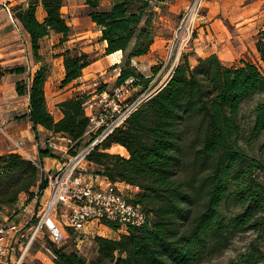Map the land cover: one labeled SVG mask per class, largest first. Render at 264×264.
<instances>
[{
	"label": "trees",
	"instance_id": "trees-1",
	"mask_svg": "<svg viewBox=\"0 0 264 264\" xmlns=\"http://www.w3.org/2000/svg\"><path fill=\"white\" fill-rule=\"evenodd\" d=\"M154 1L161 0H83L84 12L100 31L98 40L105 42L103 54L122 53L113 87L131 79L135 92L130 99L146 94L87 159L109 180L137 188L128 200L141 207L144 220L117 237L94 235L90 259L48 242L53 261L200 264L222 255L236 235L250 232L253 236L220 264H264V26L254 40L263 66L247 58L225 62L216 53L195 55L192 63L184 54L153 90L158 67L145 75L132 59L147 53L155 37L150 15ZM62 6L63 0H23L9 7L29 36L38 66L31 72L24 65H0V78L26 72L15 90L27 95L24 115L32 129L40 125L65 134L74 152L83 145L89 124L84 109L88 95L76 92L57 102L61 117L54 119L44 91L50 64L40 53L43 37L58 33L62 44L70 34ZM54 55L63 58L61 86L79 78L92 61L75 47ZM96 90H108L106 83ZM113 144L122 145L127 155L107 151ZM36 186L42 189L45 180L33 161L17 152L0 154V210L15 204L21 193L27 203ZM103 223L117 229L112 222Z\"/></svg>",
	"mask_w": 264,
	"mask_h": 264
},
{
	"label": "built area",
	"instance_id": "built-area-1",
	"mask_svg": "<svg viewBox=\"0 0 264 264\" xmlns=\"http://www.w3.org/2000/svg\"><path fill=\"white\" fill-rule=\"evenodd\" d=\"M200 5V0H191L185 4L181 20L172 38L167 41L165 56L154 58L159 71L165 69L168 75L177 63V52L191 38L193 19ZM130 81L127 79L112 90L96 91L94 101L85 102L84 107L91 109L87 114L89 124L86 134L90 136L87 144L70 152L72 142L68 137L62 138L65 143L54 140L47 142L48 148L56 150L61 157L54 167L42 168L24 151L19 140H12L13 148L39 167L45 186L40 190L36 186L32 199L37 201V206L33 211H22L17 200L0 219V264H21L30 246L45 234L51 244L59 246L69 237L67 230L81 243L87 236L86 227L90 222H112L116 224L118 232H125L127 226L143 222V210L128 200L130 196L123 192L119 182L109 180L98 170H90L88 164L91 161L87 159L90 150L115 127L120 126L146 96L130 99ZM2 131L3 124L0 122ZM43 249L51 259L55 257L49 244ZM17 250V257L11 261L10 256Z\"/></svg>",
	"mask_w": 264,
	"mask_h": 264
},
{
	"label": "crops",
	"instance_id": "crops-1",
	"mask_svg": "<svg viewBox=\"0 0 264 264\" xmlns=\"http://www.w3.org/2000/svg\"><path fill=\"white\" fill-rule=\"evenodd\" d=\"M23 0H0V65L3 67H10L14 65H24L27 68H30L33 72L38 63H35L32 52L31 45L29 41V36L27 32L23 29L21 23L15 19L9 7L14 3L21 2ZM8 2V3H7ZM64 5V0H63ZM84 12V3L82 0V7ZM63 6L61 7L62 12ZM38 13L42 16L41 8L38 9ZM63 13V12H62ZM85 13V12H84ZM85 16L88 18L91 26V30H80L79 32L72 34L70 32L66 41L62 44L58 43L60 34L51 32L49 35L43 37L40 40V53L50 64L49 74L44 84L46 104L53 115L54 119H59L61 117V111L57 107V102L71 96L72 94L79 92L85 93L88 95L86 102H89L94 99L95 92L97 91V86L86 92V88L90 86L92 78L103 68L114 70V79L116 78L119 67H115L116 64L120 62L122 53L121 51H115L110 54H103V49L105 42L99 41L97 38V43L100 46V56L94 57L91 54L93 50V44L89 43V40H83L78 43V46L71 44L74 40L79 39L81 35L87 34L88 32L94 33L96 36L100 35L99 29L96 25L90 20V18L85 13ZM257 23H262L264 25V0L256 1V15L254 17ZM76 36V37H74ZM77 48L83 52L89 53L92 57V61L82 69V74L79 78L72 81L71 83L61 86L60 81L63 78V58L61 55H54L55 53L61 52L66 48ZM164 48V41L162 37L155 36L153 42L151 43L147 53L143 55L136 56L132 59L133 64L138 68V70L145 75L144 70H141L138 66L140 63L148 61V68L152 67L150 58L154 57L157 53H162ZM210 53H216L218 57L223 60L219 53L212 51ZM207 53V54H210ZM255 59L259 64L263 66L262 61L259 59L258 53L254 46ZM205 54V55H207ZM115 55L118 56V59L113 60L112 57ZM159 56V55H158ZM204 56V55H199ZM156 57V56H155ZM248 59V58H247ZM238 60V59H237ZM251 60V59H250ZM253 61V60H252ZM27 73H6L0 78V122L3 124V131L0 132V154L7 152H17L21 154L24 158L26 156L22 154L19 150L13 148L12 140H19L22 143L24 151L30 155L31 158L36 160L42 168L48 169L54 167L56 163L61 159L60 155L56 150L48 148L47 142L54 140L58 143H65L63 140L67 139V136L62 133H52L51 131L45 129L44 127L38 125L35 130L32 129L31 122L28 117L24 115L28 110V98L27 95H18L15 90V82L21 78H26ZM113 79V81H114ZM86 115L91 111L90 107H84ZM24 115V116H23ZM86 135V133H85ZM84 135V137H85ZM83 137V138H84ZM114 145V144H113ZM48 148V154H41L40 149ZM57 153V154H56ZM90 165H96L93 162ZM97 166V165H96ZM98 169V168H97ZM121 188L129 189V193H134L136 190L131 187V185L124 182H119ZM36 187H34V190ZM26 194L21 193L18 197V203L21 207V210L27 211L30 203L33 201L30 200L27 203ZM10 208V207H9ZM8 207H4L0 210V219L5 216L8 212ZM97 223L90 222L87 224L86 231H90ZM102 229H108L113 235H107L108 237H117L119 232L110 228L108 225L99 223ZM100 228V229H101ZM100 235V234H99ZM93 234L90 235V242L93 243ZM106 236V235H105ZM36 242H39L36 241ZM43 244V248H44ZM17 247H19L17 245ZM18 255V250L14 255H11V261H13ZM30 259L31 257H36L40 264H55L53 259H51L47 254H39L36 252L32 256H29V252L26 253L24 259ZM10 264V262L8 263ZM12 264V263H11Z\"/></svg>",
	"mask_w": 264,
	"mask_h": 264
},
{
	"label": "rangeland",
	"instance_id": "rangeland-1",
	"mask_svg": "<svg viewBox=\"0 0 264 264\" xmlns=\"http://www.w3.org/2000/svg\"><path fill=\"white\" fill-rule=\"evenodd\" d=\"M189 1L191 0H161L151 3L150 15L152 17V26L155 36L162 37L164 41L162 53H157L155 56H165L167 41L172 38L175 27L181 20L183 8ZM256 1L257 0H200V9L193 19L191 38L187 44L177 52L176 61L178 62L184 54H187L190 61L193 63L195 61V55H205L212 51L219 53L220 57L225 62H233L239 58H248L256 61V53H254L255 35L257 30L264 26L262 23H257L256 19H254L256 15ZM81 7L82 0H64L62 12L72 34L80 30H91L90 22ZM92 32L79 36L80 38L74 40L71 44L78 46V43L81 41L89 40V43L93 44L91 54L94 57H99L100 46L99 43H97L98 36ZM155 56L150 58V62L152 66H157L159 68L158 65L154 64ZM112 58L115 60L118 59V56L115 55ZM138 67L144 70L147 75L151 73L150 68H148V61L140 63ZM114 72V70L108 69V67L103 68L101 72L97 73L92 78L90 86L85 89L86 92L93 88V82L95 83L94 86L97 87L106 83L107 89L112 90ZM166 77L167 73L165 69L158 70L152 80L153 88L163 83ZM133 92H135V90L129 92V97L132 96ZM93 101L94 100H91L89 102ZM89 139V134H86L82 140V144H87ZM107 151L127 155L125 148L121 151L119 144L112 145ZM88 168L90 170H97L98 167L88 164ZM122 190L127 196L130 195L129 189L122 188ZM36 206L37 201L33 200L26 210L33 211ZM94 225L95 226L87 233V236L84 237L81 243L75 239L72 232L70 233L69 230H67L69 237L65 239L62 246H64L66 250H76L87 258H92L95 254V248L93 243L90 242V235H113L108 229H102L99 224ZM252 236L253 234L250 232L236 235L231 246L222 255L204 260L200 264H220L227 261L233 257L240 247ZM37 240H39V242L35 241L30 246L28 250L29 256H32L36 252H39L41 255L45 253L43 244L45 246L48 245V237L45 234ZM261 247L264 250V244H262ZM26 259L27 257L25 259L23 258L21 264H40L36 257H31L28 260Z\"/></svg>",
	"mask_w": 264,
	"mask_h": 264
},
{
	"label": "bare ground",
	"instance_id": "bare-ground-1",
	"mask_svg": "<svg viewBox=\"0 0 264 264\" xmlns=\"http://www.w3.org/2000/svg\"><path fill=\"white\" fill-rule=\"evenodd\" d=\"M119 146H120V148H121V151L124 150V147H123L122 145H119Z\"/></svg>",
	"mask_w": 264,
	"mask_h": 264
},
{
	"label": "water",
	"instance_id": "water-1",
	"mask_svg": "<svg viewBox=\"0 0 264 264\" xmlns=\"http://www.w3.org/2000/svg\"><path fill=\"white\" fill-rule=\"evenodd\" d=\"M161 84H162V83H161ZM161 84H160V85H161ZM160 85H158L156 88H158ZM156 88H154L153 90H155ZM153 90H152V91H153Z\"/></svg>",
	"mask_w": 264,
	"mask_h": 264
}]
</instances>
